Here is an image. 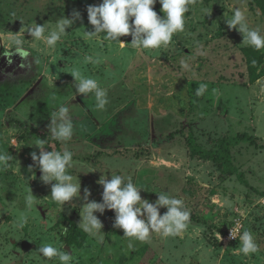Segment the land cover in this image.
I'll return each mask as SVG.
<instances>
[{
    "label": "rangeland",
    "instance_id": "1",
    "mask_svg": "<svg viewBox=\"0 0 264 264\" xmlns=\"http://www.w3.org/2000/svg\"><path fill=\"white\" fill-rule=\"evenodd\" d=\"M100 3L0 0V151L14 158L10 167L0 169V264H60L36 252L49 243L72 252L73 264H264V76L249 81L243 36L225 23L239 7L249 26L264 32L256 1L194 0L185 14V30L154 50L131 47L130 35L119 38L124 45L103 34L86 38L84 31L94 30L86 9ZM161 7L157 0L153 10L162 17ZM74 10L82 19L66 29L54 49L31 41L27 32L23 36V27L33 22L46 24L47 35L57 19L70 18ZM14 35L25 37L30 69L20 67L24 61L18 55L11 65L2 55ZM88 56L101 63L86 62ZM72 68L107 91L105 111L95 109L91 94H75L74 78L67 73ZM200 83L208 88L197 97ZM61 103L70 107L75 131L67 144L60 142L59 150L73 152L69 172L81 184L80 197L63 207L51 200V185L40 181L31 158L32 152L39 155L32 145L38 139L48 141L46 151H56L54 142L40 135L52 139L50 113ZM189 133L209 151L238 136L228 150L236 171L227 174L218 162L193 155L186 142ZM139 148L147 153L134 157ZM111 174L130 177L145 189L140 194L149 202H155L158 192L182 199L191 212L187 230L168 238L153 233L141 243L123 237V230L113 227L114 210L106 209L95 213L103 224V239L85 233L78 226L84 189H89L90 201L102 202L103 187L97 181L102 175L110 180ZM30 189L35 199L31 208L25 203ZM166 211L161 208L160 214ZM236 224L239 234H253L258 253L246 257L239 252V235L228 237Z\"/></svg>",
    "mask_w": 264,
    "mask_h": 264
},
{
    "label": "clouds",
    "instance_id": "2",
    "mask_svg": "<svg viewBox=\"0 0 264 264\" xmlns=\"http://www.w3.org/2000/svg\"><path fill=\"white\" fill-rule=\"evenodd\" d=\"M162 6L160 11L163 16H159L153 10L157 0H102L97 5H89L86 9L87 19L93 27V31H84L86 38H96L101 34L104 39L110 42H118L121 45L126 43L119 39L122 36H131V42L127 43L139 50H154L168 46L173 36L185 30V14L189 12V6L194 0H158ZM81 13L74 10L71 17L61 16L55 22V28L46 33V24L38 25L33 22L30 26L23 27V36L27 32L31 36V41H43L49 49H54L62 36L68 34L66 29L71 28L76 21L81 20ZM131 21V23H130ZM23 23V22H22ZM225 23L230 30L234 29L243 36L242 44L254 50L264 49V32L259 26L250 27L245 11L239 7L232 10L231 18L225 17ZM25 37L14 35L9 41L8 51L2 55L7 57L9 65L13 63L12 57L18 55L24 62L21 68H31L28 61L30 51L24 47ZM86 62L93 64L101 63L100 58L93 59L88 56ZM39 63V61H37ZM182 67L187 69V62H182ZM70 73L74 78L73 87L75 94H82L85 98H94L95 109L105 111L109 104L107 91L100 87L99 82L89 76L82 75L79 69L72 68ZM11 75V74H9ZM206 83H200L195 89L197 97L202 96L207 90ZM53 100L56 96L53 95ZM49 133L53 140L67 144L74 135V117L70 107L61 103L50 113ZM39 149L31 153L34 166L41 173L39 179L45 185H51L50 198L61 207L66 202H71L73 198L80 197L81 184L78 176L70 174L69 169L73 167V152L70 150L46 151L45 146L48 141L38 139L32 144ZM14 158L7 152L0 151V169L10 167V161ZM32 172L35 179L33 166L28 169ZM95 172V171H89ZM88 173V172H87ZM103 187L102 202L90 201L89 189H84L82 197L84 203L79 209L81 220L78 226L87 234L103 239L101 220L95 215H101L105 210H114L115 218L113 227L123 230V237L135 239L141 243H147L153 233L159 234L162 238L177 237L189 227L191 212L186 208L184 201L169 194L168 192H155L158 198L154 203L147 199H142L141 189L132 179L121 175H112L109 180L102 175L97 181ZM145 190V189H144ZM26 206H35V199L30 189V194L25 200ZM75 205H73L74 207ZM166 208L167 211L161 215L160 209ZM67 228L63 234L66 235ZM236 229H231L230 238L237 239ZM221 238V237H220ZM239 252L249 257L259 252V245L250 231H243L239 234ZM129 248H133L129 243ZM42 258L51 260L57 258L60 264H73V253L61 251L52 244H40L36 251Z\"/></svg>",
    "mask_w": 264,
    "mask_h": 264
},
{
    "label": "trees",
    "instance_id": "3",
    "mask_svg": "<svg viewBox=\"0 0 264 264\" xmlns=\"http://www.w3.org/2000/svg\"><path fill=\"white\" fill-rule=\"evenodd\" d=\"M255 1H256L257 6L259 7L261 13L264 15V0H255ZM242 51H243V54L245 57L248 79L251 83H253L256 80H258L264 76V49L257 51L251 47L244 46L242 48ZM101 134H102V132L100 133V131L95 133V135H101ZM169 135L172 136V133ZM40 136H42V138H47V140H50L51 142H54V144L56 146V151L59 150V148H60V142L59 141L50 139L47 135L41 134ZM93 136H94V134L92 135V137ZM241 137H244V135H242ZM238 138H239L238 136L237 137L235 136L233 138H227V139L223 140L220 147L215 148V149L210 150V151L199 147L198 144L196 143L193 135L190 133L186 137V142H187V145H188L190 152L193 155L199 156L201 158L210 159V160H213L214 162H218V165L221 167L223 172H225L227 174H233L236 170L229 160L228 150H229V147L231 146L232 142L238 141L239 140ZM146 153H147V151L145 150V148H139V149H136L132 152L134 157H139L141 154L144 155ZM241 175H242L241 173H238V176H241ZM77 215H78V213H77ZM70 221H72V219H70ZM80 243H81V241H80Z\"/></svg>",
    "mask_w": 264,
    "mask_h": 264
},
{
    "label": "built area",
    "instance_id": "4",
    "mask_svg": "<svg viewBox=\"0 0 264 264\" xmlns=\"http://www.w3.org/2000/svg\"><path fill=\"white\" fill-rule=\"evenodd\" d=\"M232 229H236V235L238 236L239 235V224H236L235 227H233ZM230 231L231 229L229 230L228 232V237L230 238Z\"/></svg>",
    "mask_w": 264,
    "mask_h": 264
}]
</instances>
